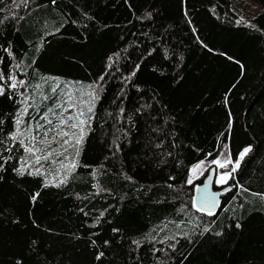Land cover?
<instances>
[{"label": "trees", "instance_id": "16d2710c", "mask_svg": "<svg viewBox=\"0 0 264 264\" xmlns=\"http://www.w3.org/2000/svg\"><path fill=\"white\" fill-rule=\"evenodd\" d=\"M251 1L0 0V264H264ZM222 147L250 151L202 213L189 170Z\"/></svg>", "mask_w": 264, "mask_h": 264}, {"label": "rangeland", "instance_id": "374dc122", "mask_svg": "<svg viewBox=\"0 0 264 264\" xmlns=\"http://www.w3.org/2000/svg\"><path fill=\"white\" fill-rule=\"evenodd\" d=\"M233 3L239 11L240 18L245 22L251 20L260 11L259 6L251 0H233ZM47 146L48 143H44L39 148L46 149ZM229 158L230 157L227 149L225 147H222L219 154L215 158L205 159L193 165L189 170L186 183L188 185H191L201 179L202 181L200 182V184L212 183L215 186H220L223 188L229 187V180L231 177L227 179L226 183L219 182L220 176L222 174L230 172L234 166V163H228ZM213 161H219L220 163H224L227 166L225 168H221L218 166V164L213 163ZM197 165H199V167H197ZM189 180L191 181V183H189Z\"/></svg>", "mask_w": 264, "mask_h": 264}, {"label": "snow or ice", "instance_id": "6c2138e0", "mask_svg": "<svg viewBox=\"0 0 264 264\" xmlns=\"http://www.w3.org/2000/svg\"><path fill=\"white\" fill-rule=\"evenodd\" d=\"M12 87L15 88L16 85L13 84ZM0 94H2V89H0ZM72 106H73V105H72V103H71V97H69L68 107H72ZM49 111L51 112V111H53V110L50 108ZM64 111H67V108H65ZM80 115H83V113H80ZM74 119H77V117H75V116H68V117H67V120H68V121H71V120H74ZM17 123H19V121H17ZM47 123H48L49 125H51L53 122H52L51 120H47ZM65 123H66V120H65V119L61 118V119L59 120V125H64ZM81 123H83V121H81ZM59 125H56L55 127L58 128ZM70 126L73 127V128L76 127L75 124H72V125H70ZM40 127L42 128L43 125H40ZM48 131H55V128L48 129V130H46V131L44 132V137H45V139H46L47 136H48ZM58 135H59V136H68V132H66V131L59 132ZM33 139H35V138H33ZM55 139H56V137L54 136V137H53V140H55ZM68 142H69L68 140H64V144H67ZM20 143L23 144V141H20ZM77 143H79V141H77ZM26 151H28V152H29L30 154H32V155H35L36 152H39V151H40V149H35V148H31V147H30V148H27ZM53 151H55V150H53ZM249 151H250V148H245L242 152L239 153V157H238L237 160L234 162V166H233V168L231 169V171L228 172V173L222 174V175L220 176V178H219V182H220V183H226L227 179L231 177L232 172H235V171H236V169H237V168L239 167V165H240V161L244 158V156H245ZM50 155H52L51 152H49V153H48L47 155H45V156H37V157H36V162L39 163V161H40L41 159H47L48 156H50ZM213 163L218 164V166L221 167V168H225V167L227 166L226 164H224V163H220L219 161H213ZM228 163H233V161L231 160V158H229ZM197 167H199V165H197ZM37 172H39V169H37ZM189 183H191L190 180H189ZM227 190H230V189H227ZM193 203H194V205H195V201H194ZM198 210H199V209H198ZM210 214H211V213H210ZM101 255H102V254H101ZM97 259H99V257H97Z\"/></svg>", "mask_w": 264, "mask_h": 264}, {"label": "water", "instance_id": "95a60500", "mask_svg": "<svg viewBox=\"0 0 264 264\" xmlns=\"http://www.w3.org/2000/svg\"><path fill=\"white\" fill-rule=\"evenodd\" d=\"M231 187H225L221 190H214L212 183L198 184L193 196L195 201L194 208L202 213L214 214L219 210L221 196L229 191ZM199 209V210H198Z\"/></svg>", "mask_w": 264, "mask_h": 264}, {"label": "flooded vegetation", "instance_id": "af4514ba", "mask_svg": "<svg viewBox=\"0 0 264 264\" xmlns=\"http://www.w3.org/2000/svg\"><path fill=\"white\" fill-rule=\"evenodd\" d=\"M214 190H219V189H217V188L214 187Z\"/></svg>", "mask_w": 264, "mask_h": 264}]
</instances>
